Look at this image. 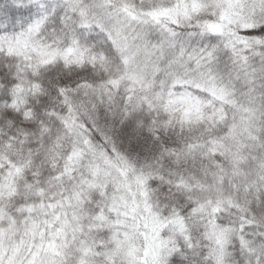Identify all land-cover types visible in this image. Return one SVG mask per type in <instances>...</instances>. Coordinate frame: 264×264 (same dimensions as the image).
Masks as SVG:
<instances>
[{
  "label": "snow or ice",
  "instance_id": "obj_1",
  "mask_svg": "<svg viewBox=\"0 0 264 264\" xmlns=\"http://www.w3.org/2000/svg\"><path fill=\"white\" fill-rule=\"evenodd\" d=\"M0 264H264V0H0Z\"/></svg>",
  "mask_w": 264,
  "mask_h": 264
}]
</instances>
